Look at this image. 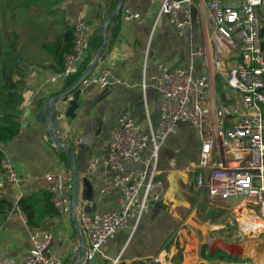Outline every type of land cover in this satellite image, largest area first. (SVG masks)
Returning <instances> with one entry per match:
<instances>
[{
    "label": "built area",
    "instance_id": "built-area-1",
    "mask_svg": "<svg viewBox=\"0 0 264 264\" xmlns=\"http://www.w3.org/2000/svg\"><path fill=\"white\" fill-rule=\"evenodd\" d=\"M155 1L159 2L160 14L168 15L180 31L190 28L194 13L197 14L203 39L194 53L202 57L209 72L195 75L189 69L162 62L148 79L144 75L142 86L150 84L161 95L159 129L145 132L131 115L119 117L106 146L107 164L113 187L120 192L121 207L105 212L80 210L89 258L118 230L150 211L151 201L164 197L165 183L156 174L158 154L161 144L180 123L190 122L201 141L193 169L195 191L207 196L210 202L237 204L241 215L246 208V216L264 219V49L260 36L264 0ZM123 16L142 19L130 8L124 9ZM94 27L84 21L74 24V45L64 55L63 69L50 76L52 81L67 80L77 73L90 48ZM218 73L224 82L222 92L215 86ZM113 78L111 67L96 68L82 89L107 87ZM148 147L150 155L143 160ZM137 162H144L143 167L127 169L128 164ZM98 163V158H91L88 173L95 172ZM1 167L0 197L9 192L13 208L27 222L18 206L22 176L7 158L1 161ZM46 177L54 207L60 216L70 217V169L49 172ZM241 229L244 231L242 225ZM30 236L31 247L17 264L64 263L59 254L48 251L53 239L51 232H34Z\"/></svg>",
    "mask_w": 264,
    "mask_h": 264
},
{
    "label": "crops",
    "instance_id": "crops-1",
    "mask_svg": "<svg viewBox=\"0 0 264 264\" xmlns=\"http://www.w3.org/2000/svg\"><path fill=\"white\" fill-rule=\"evenodd\" d=\"M60 8L61 15L73 27L78 21L95 26L93 34L113 12L111 0H64ZM125 8L138 12L142 19L125 18ZM118 24L119 31L115 34ZM63 31V26L59 24L46 37L60 38ZM108 35L112 39L106 45V58L98 64L97 69L111 67L113 83L104 88L94 86L85 89L79 98L76 117L63 115L60 120L62 136L65 140L71 139L75 145L81 170L88 173L89 160L95 157L99 159L95 172L88 173L97 191L98 200L92 204V210L97 212L121 207L120 192L113 187L107 164L106 146L110 134L118 125L119 117L125 113L131 115L145 132L159 129L161 95L150 84L145 88L142 86L144 75L148 79L157 72V65L162 62L189 69L195 75L209 72L202 57L194 53L203 39L196 13L193 25L180 31L171 23L168 15L160 14L158 1L124 0L121 19L119 22L115 19L110 22ZM19 46H22L20 58H24L27 68L23 91L20 93L24 98L22 125L18 136L4 143L3 147L6 158L22 176V197L49 191L47 173L68 170L50 136L51 124L40 113L43 104L38 105L39 100L65 89L67 80L50 79L55 70L47 66L53 59L41 49L29 31L22 32ZM88 53L89 50L86 57ZM200 147V138L190 122L180 123L167 136L161 144L156 166L157 176L166 185L162 198L166 208L156 209L152 206L138 221L131 220L85 264H127L134 260L165 264L158 255L161 257L166 252L167 238L177 227L179 214L176 207H185L191 202L188 190L194 183L193 169L199 158ZM150 152L151 148L148 147L143 152V160L149 157ZM143 165L144 162L131 163L127 169L136 170ZM100 188L105 191L100 193ZM3 196L13 201L9 192L6 191ZM45 231L51 232L53 236L48 251L59 254L64 260L63 264H70L79 241L71 217L60 216L52 224L36 228L24 222L16 208H12L8 216L0 220V263L21 262L24 253L31 247L30 235Z\"/></svg>",
    "mask_w": 264,
    "mask_h": 264
},
{
    "label": "trees",
    "instance_id": "trees-1",
    "mask_svg": "<svg viewBox=\"0 0 264 264\" xmlns=\"http://www.w3.org/2000/svg\"><path fill=\"white\" fill-rule=\"evenodd\" d=\"M64 0H0V172L3 171L1 161L6 158L3 144L15 139L21 131V119L23 117L22 104L24 98L20 93L23 91V79L27 68L19 46L22 32L29 31L33 39L37 41L41 49L48 53L53 62L47 66L55 72H59L64 66V55L74 45V27L61 15L60 5ZM119 0H111V8L114 10ZM262 29L260 31L261 44L264 49V6L261 10ZM121 14L115 18L117 22ZM59 24L63 26V33L60 38L49 39L47 34L57 29ZM119 31V24L115 34ZM42 34L43 37L36 35ZM103 43V35L95 33L91 37L90 48L87 57L79 66L76 74L67 79L66 87L71 85L87 64L91 61L93 54ZM223 79L216 74L217 89L222 92ZM68 85V86H67ZM46 98L39 100L42 105ZM59 157L70 169L67 154L59 151ZM19 208L27 216V223L31 227L50 225L60 214L51 201V194L48 190L39 191L22 196L18 200ZM13 208V202L6 196L0 197V220H4ZM202 214L214 216L220 214L221 210L211 207L208 202H202L200 206ZM221 255V258L238 260L239 256H232L223 251L210 253V256ZM127 264H162L159 261L151 263L142 260H134ZM211 264H228L226 262L214 261Z\"/></svg>",
    "mask_w": 264,
    "mask_h": 264
},
{
    "label": "water",
    "instance_id": "water-1",
    "mask_svg": "<svg viewBox=\"0 0 264 264\" xmlns=\"http://www.w3.org/2000/svg\"><path fill=\"white\" fill-rule=\"evenodd\" d=\"M123 3L124 0H119L116 8L97 31V33H101L103 35V43L93 54L91 61L87 64L85 69L71 85L57 94L46 98L40 110V113L47 117L46 122H50L51 124L49 132L56 149L67 154L72 174L70 190V217L78 233L79 241L77 248H75L73 252L70 264H85L89 259L88 240L80 222L79 212L82 208L85 211L92 210V204L98 200V197L91 177L88 173H84L79 166L75 145L71 139L65 140L62 136L60 120L63 119V117L60 115L63 114L65 117L69 118L76 117V110L80 106L79 98L83 92L82 85L91 73L98 67V64L106 58V45L108 44L109 39H112V37L108 35L109 24L113 19L121 14ZM18 59H20V56H18ZM70 95L72 96L71 99H69ZM151 204L156 209L166 208V204L163 199L151 201ZM238 245L240 244L236 242H227L223 239L216 238L211 242L209 249L211 252L219 250L232 255L233 251L238 248Z\"/></svg>",
    "mask_w": 264,
    "mask_h": 264
},
{
    "label": "rangeland",
    "instance_id": "rangeland-1",
    "mask_svg": "<svg viewBox=\"0 0 264 264\" xmlns=\"http://www.w3.org/2000/svg\"><path fill=\"white\" fill-rule=\"evenodd\" d=\"M188 192L191 202L185 207H176L179 214L177 227L167 238L166 252L158 257L165 264H211L214 261L228 264H256L250 255L242 254L238 248L233 251L232 256H239V259L231 261L221 258V255L211 257L209 248L216 238L239 244L259 239L263 245H260L261 253H264V231L257 235L254 231H242L239 222L241 209L237 204L230 201L210 202L207 196H202L200 192L195 191L193 184ZM202 202H208L211 207L221 210L220 214L214 216L202 214L200 211Z\"/></svg>",
    "mask_w": 264,
    "mask_h": 264
},
{
    "label": "bare ground",
    "instance_id": "bare-ground-1",
    "mask_svg": "<svg viewBox=\"0 0 264 264\" xmlns=\"http://www.w3.org/2000/svg\"><path fill=\"white\" fill-rule=\"evenodd\" d=\"M244 213L241 215V225L244 231H254L256 235L264 231V219L258 217L254 219L252 217L246 216L247 209L244 208ZM243 221V222H242ZM263 246L259 239L249 240L238 245L239 250L242 254L250 255L256 262V264H264V253L262 252L261 246Z\"/></svg>",
    "mask_w": 264,
    "mask_h": 264
},
{
    "label": "flooded vegetation",
    "instance_id": "flooded-vegetation-1",
    "mask_svg": "<svg viewBox=\"0 0 264 264\" xmlns=\"http://www.w3.org/2000/svg\"><path fill=\"white\" fill-rule=\"evenodd\" d=\"M216 251H218V250H214L213 252L210 251V253H215ZM237 264H238V263H237Z\"/></svg>",
    "mask_w": 264,
    "mask_h": 264
}]
</instances>
